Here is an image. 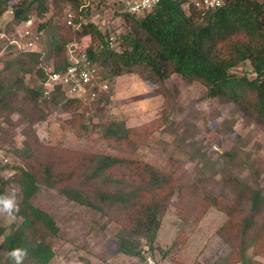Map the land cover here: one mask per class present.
Returning a JSON list of instances; mask_svg holds the SVG:
<instances>
[{"label":"rangeland","instance_id":"1","mask_svg":"<svg viewBox=\"0 0 264 264\" xmlns=\"http://www.w3.org/2000/svg\"><path fill=\"white\" fill-rule=\"evenodd\" d=\"M48 2L53 9V0ZM83 3L86 8L81 23L94 24L102 40L92 41L87 35L78 42L94 49L112 38L109 48L121 52L120 36L127 27L118 0ZM64 10H68L67 5L62 4L61 10L55 12L59 23L65 21L66 16L61 15ZM52 13L38 17L31 11L29 18L38 32L36 47L42 59L46 54L43 62L49 67H54V59L47 52L48 39L38 27ZM12 15L11 9H7L0 16V80L5 87H12L17 98L12 105L13 113L0 110V150L10 160L8 177L17 175L20 169L35 171L36 191L29 201L48 214L58 228L56 236L44 237L53 252L47 264H142L141 252L145 249L160 264H241L238 257L241 239L236 223L252 212L250 191L264 189V122L244 114L230 101L209 97L200 83L177 75L170 76L163 85L149 83L138 73L105 77L108 92L101 94L95 103L77 104L66 99L53 103L39 97L33 107L18 81L23 79L25 87L36 89L40 77L10 65L23 54L19 34L25 27L23 22L15 24ZM17 42L21 48L13 44ZM100 72L104 73L102 67L99 75ZM231 72L250 76L251 67L248 63L240 64ZM41 115V120L32 123ZM110 123L134 130L132 142L104 139V128ZM92 154L132 159L141 167L135 163L136 170L133 166L114 170L107 180L110 185L102 179L89 183L79 177L68 180L66 166L73 161L83 163ZM51 161H60L61 166L51 178H46L42 169ZM144 165L172 177L173 194L163 208L153 240L145 233H131L135 225L133 210L101 200L103 193H128L129 177L135 172L131 177L133 184H142L146 189L142 202L152 203L153 195L163 205V194L156 196L143 180ZM239 186L243 197L237 196ZM64 187L79 188L88 196L90 205L68 199L61 192ZM13 193L20 209L23 195L18 182L4 188V196ZM213 196H222L223 203L234 206V220L220 208L208 205ZM13 215L15 219L0 214L3 230L0 246L24 221L18 213ZM257 219L264 227V213ZM227 238L232 242H226ZM123 240H128V244H123ZM247 244L246 256L251 264H264V256L252 255V241ZM121 247L138 254L126 255Z\"/></svg>","mask_w":264,"mask_h":264},{"label":"trees","instance_id":"2","mask_svg":"<svg viewBox=\"0 0 264 264\" xmlns=\"http://www.w3.org/2000/svg\"><path fill=\"white\" fill-rule=\"evenodd\" d=\"M83 1L53 0V9H50L48 0H20L17 3H13L12 0H0V16L7 9H11L13 22L19 24L30 18L31 11H35L38 17L53 11L50 18L39 25L38 30L45 33L48 39L47 52L54 59V70L61 71L66 66L67 44L73 40L80 41L87 35L91 36L92 41L102 40L101 32L92 23H81L78 31L67 26L65 21L59 23L56 20L59 17L55 13L56 10L60 11L61 5L65 4L74 14L75 24L82 22L80 17L85 11ZM185 2V0H159L157 6L142 17L125 13L123 20L127 31L120 36L122 51L119 53L113 51L107 43L99 44L103 47L95 53L92 47L89 50L92 62L104 69L102 79L138 73L149 83L163 85L170 76L177 75L187 81L200 83L205 87L209 97L230 101L244 114L264 122V2L223 0L221 7L204 13L187 7ZM68 10H64L61 15L65 16ZM45 59L46 54L42 59L39 51L23 52L11 61L10 65L18 66L24 73L34 72L37 77L42 78L44 72L41 65ZM245 63L251 67L250 76L231 72L233 68ZM23 82V79L18 81L22 86L20 90L25 93L28 102L36 107L38 98H42L40 89L25 87ZM16 98L17 94L12 87H5L0 80V110L13 113L12 105ZM59 99L81 104L78 100L67 98L60 91H56L48 101L57 103ZM42 118L41 115L33 119L32 123ZM133 134L134 130L127 129L120 123H110L104 128L103 137L111 141L131 140L132 142ZM59 163L60 161L47 162L42 169L43 176L51 178L53 171L61 166ZM135 163L132 159L92 154L91 158L85 159L83 163L73 161L72 164L67 165L66 167H69L67 179L73 181L79 177L87 183L99 179L106 182L118 168L133 166L132 168L136 170ZM137 165L141 167L140 164ZM142 169L143 180L147 181L156 196L159 193L163 194V205L157 203L153 195L152 203L142 202L146 189L142 184H133L134 179L131 177L135 172H131V177H129L130 173L126 177H129V187H131L128 193L122 191L113 194L103 193L101 200L118 203L133 210L135 225L131 233H145L150 236V240H153L160 225L163 208L173 194L172 177L148 165H144ZM19 171L17 175L4 181L0 188V196H4L6 185L19 183L23 199L18 215L24 219L21 226L11 232L0 246V264H14L6 254L15 248L27 250L28 257L24 260V264H47L52 259L53 252L51 247L45 244L44 237L56 236L58 228L48 214L33 207L29 201L36 191L35 171L25 169ZM139 176L140 174L137 173L136 177ZM106 183L111 184L110 181ZM246 190L250 191L247 188ZM152 191L149 193L152 194ZM263 191L264 189L250 191L252 212L241 217L236 223L241 239L238 256L241 264L252 263L250 257L246 256L248 240L252 241V255L264 256V227L257 219L264 213ZM61 192L72 201L90 205L88 196L79 188L64 187ZM237 196L243 197L240 186ZM208 205L220 208L229 219L234 220L235 210L232 209L234 206L223 203L222 196L211 197ZM139 209L141 211L134 212ZM38 232H41L40 235ZM2 234L3 230L0 229V236ZM225 241L232 242L229 238ZM122 243L127 245L128 240H123ZM121 252L130 256L138 254L124 247H121Z\"/></svg>","mask_w":264,"mask_h":264},{"label":"built area","instance_id":"3","mask_svg":"<svg viewBox=\"0 0 264 264\" xmlns=\"http://www.w3.org/2000/svg\"><path fill=\"white\" fill-rule=\"evenodd\" d=\"M185 1L187 7L197 9L202 13L215 10L223 4V0ZM118 2L124 13L142 17L150 13L157 6L159 0H118ZM83 7L86 8V5ZM65 16L67 26L74 30L80 27L81 23L75 24L72 11L68 10ZM32 23L33 19L23 22L25 27L19 34L23 52L39 51L36 47V42L39 40L38 32ZM109 41H112V38L106 41L111 48L112 45ZM13 44L21 48L19 42ZM102 47L103 45H97L93 52H97ZM89 48L90 45H84L78 41L67 44L66 66L61 71H55L52 65L49 67L46 63H42L44 76L38 80L37 84L43 98L49 100L56 91H60L69 99L78 100L82 104H91L96 102L101 94L108 92V82L102 79L101 72L100 75L98 74L100 67L92 62ZM6 171L10 172V160L6 153L0 150V188L2 183L9 179V174ZM141 255L142 264H160L147 249L142 251Z\"/></svg>","mask_w":264,"mask_h":264},{"label":"clouds","instance_id":"4","mask_svg":"<svg viewBox=\"0 0 264 264\" xmlns=\"http://www.w3.org/2000/svg\"><path fill=\"white\" fill-rule=\"evenodd\" d=\"M19 211V205L14 193L12 195L0 196V214H7L12 219H15L13 213H18ZM6 255L14 261V264H24V260L28 257V252L23 248H15L11 252H8Z\"/></svg>","mask_w":264,"mask_h":264}]
</instances>
